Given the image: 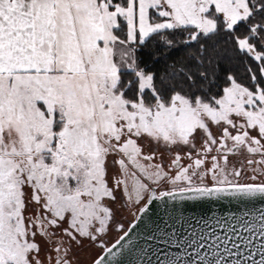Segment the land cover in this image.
Listing matches in <instances>:
<instances>
[{
  "label": "snow or ice",
  "instance_id": "obj_1",
  "mask_svg": "<svg viewBox=\"0 0 264 264\" xmlns=\"http://www.w3.org/2000/svg\"><path fill=\"white\" fill-rule=\"evenodd\" d=\"M150 41L184 55L149 70ZM165 197L264 199V0H0V264H153L116 215ZM216 227L155 264H264V208Z\"/></svg>",
  "mask_w": 264,
  "mask_h": 264
},
{
  "label": "water",
  "instance_id": "obj_2",
  "mask_svg": "<svg viewBox=\"0 0 264 264\" xmlns=\"http://www.w3.org/2000/svg\"><path fill=\"white\" fill-rule=\"evenodd\" d=\"M167 190L171 188L156 190V193L159 195L160 191ZM261 208H264V199L259 198L245 201L232 197H204L197 200H172L168 197L156 199L149 205L146 213H139L137 210L128 225L132 224L136 216H140L141 219L136 221L130 236L122 243L131 240L132 245L138 246L133 249V256L141 261L152 260L155 264L157 256L163 258L161 253L173 256L177 254L176 245L171 241L180 236V233L184 234L181 238H187L193 232L200 234L205 224L209 228L216 227L218 220L227 221L233 216H240L244 212ZM128 225L125 230L128 229ZM216 230L223 231L218 227ZM120 235L122 232L108 245L114 243ZM149 235L153 239L149 240ZM127 251V249L124 250L125 253ZM101 255L107 258L108 254L101 250L95 258ZM121 261L123 264H129V258L124 254L117 256L114 261H107V264H118Z\"/></svg>",
  "mask_w": 264,
  "mask_h": 264
},
{
  "label": "trees",
  "instance_id": "obj_3",
  "mask_svg": "<svg viewBox=\"0 0 264 264\" xmlns=\"http://www.w3.org/2000/svg\"><path fill=\"white\" fill-rule=\"evenodd\" d=\"M184 52L185 49L179 47L169 51L160 44L153 46L152 42L150 41L148 45H146V47L138 53V55L141 57L142 66L143 64H147L149 65V70H152L153 67L156 69L162 68L166 62L170 63L174 60L178 61L184 55ZM248 65L253 69H256L257 67V63H254L251 60H248ZM227 71L232 72L238 80L244 83L248 82L249 77L245 72L244 58L232 61L226 59L221 66V75ZM163 188H171V185H161L156 189L159 190ZM141 205L142 204L137 205L138 207H136V209H138Z\"/></svg>",
  "mask_w": 264,
  "mask_h": 264
},
{
  "label": "rangeland",
  "instance_id": "obj_4",
  "mask_svg": "<svg viewBox=\"0 0 264 264\" xmlns=\"http://www.w3.org/2000/svg\"><path fill=\"white\" fill-rule=\"evenodd\" d=\"M212 131L216 133V129L213 128ZM197 147H199L200 141L197 139ZM152 149L150 148H145V151L148 152ZM179 152L182 156L184 155L185 152L188 151L187 147L180 146V147H174L171 149V152L165 151L163 148H160L157 150L158 155L163 154L164 159L163 163L165 166L168 165L169 160L171 158V155L174 154L175 152ZM231 159L235 160L236 157H231ZM184 162H187L186 160ZM246 181V178H242V181ZM163 189H169V188H163ZM161 190V189H159ZM117 196L119 198V193H117ZM118 206V205H117ZM138 207L136 204L133 206L129 207L127 204L117 213L116 215V222L122 223L124 227L126 228L128 223L133 219L135 212H137ZM121 232L118 230H113L107 233L106 236L103 237L105 242L109 244L111 241H113ZM102 249L100 247L94 246V245H89L87 241H85V246L83 248H78L74 249V253L77 259L78 264H89L101 251Z\"/></svg>",
  "mask_w": 264,
  "mask_h": 264
},
{
  "label": "flooded vegetation",
  "instance_id": "obj_5",
  "mask_svg": "<svg viewBox=\"0 0 264 264\" xmlns=\"http://www.w3.org/2000/svg\"><path fill=\"white\" fill-rule=\"evenodd\" d=\"M157 190V189H156Z\"/></svg>",
  "mask_w": 264,
  "mask_h": 264
}]
</instances>
